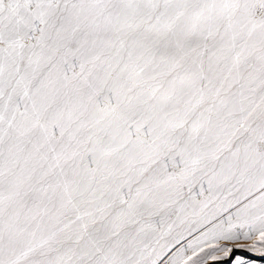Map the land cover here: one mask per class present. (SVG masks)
<instances>
[{
  "label": "snow or ice",
  "instance_id": "1",
  "mask_svg": "<svg viewBox=\"0 0 264 264\" xmlns=\"http://www.w3.org/2000/svg\"><path fill=\"white\" fill-rule=\"evenodd\" d=\"M0 264H264V0H0Z\"/></svg>",
  "mask_w": 264,
  "mask_h": 264
}]
</instances>
